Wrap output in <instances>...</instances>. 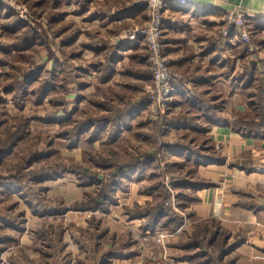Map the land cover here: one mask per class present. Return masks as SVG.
Wrapping results in <instances>:
<instances>
[{"label":"rangeland","instance_id":"obj_1","mask_svg":"<svg viewBox=\"0 0 264 264\" xmlns=\"http://www.w3.org/2000/svg\"><path fill=\"white\" fill-rule=\"evenodd\" d=\"M17 1L28 6L29 24L23 22L26 26L10 31L5 26L7 20L0 17V138L5 136L7 129H15L24 116H28L30 122L26 135L0 160V264H103L107 261L111 264H136L131 262L129 253L143 248L147 249V254L139 264H177L178 258L194 260L199 264L205 259L206 264H226L230 258L226 261L216 258L221 248L226 249L235 242L236 238L228 235H264V178L250 173L255 172L257 163L264 160V156H253L250 150L229 154L225 142L214 141L208 134L211 126L218 122L213 116H218L228 120L226 125H222L241 136L260 137L243 135L232 123L237 118L251 120L259 116L258 110L249 102L257 99L254 94L257 77L252 79L246 67L250 65V68L254 60L264 59L263 20L255 21L254 17L246 21L249 38L245 41L240 38L238 33L241 31L238 29L233 33L235 37L224 34L226 19L223 21L222 13L218 19V42L226 48L225 70L235 69V79L231 83L236 82L235 88L242 93L244 106L242 111L228 113L226 108L223 110V104H227L225 97L206 94L202 86L194 88V81L185 77V70L173 66L164 45L168 64L177 76L172 81L171 98L165 103L157 100L159 89L153 84L146 47L131 52L126 50L119 60L118 56H114L115 64L109 65L112 48L102 45H106V41L110 43L116 36L126 41L124 35L141 22L121 26L117 31L102 30L94 25L82 24L73 16L63 17L65 11L74 13L81 4L88 6V0ZM136 2L140 3V0ZM3 10L18 18L6 8ZM27 27L37 33L29 42V47L20 50L16 46L27 36ZM77 31L83 39L77 44L68 41V37L73 39ZM48 71L50 74L46 75ZM106 75L109 78H105ZM41 79L50 80L51 84L45 98L38 101L31 91L42 85ZM247 81L250 83L246 84ZM18 83H22L25 89L23 96L18 97L23 98L22 104L15 101L18 91L8 90ZM103 103L111 104L117 110L125 105L141 107L127 123L129 127L124 126L115 136L113 130L105 127L99 137L92 140L89 138L92 130H87L81 134V140L72 146L70 137L61 133L68 131L75 119L109 115L111 111ZM179 105L177 110L175 106ZM46 112H57L61 119L46 122L38 118ZM67 113H71L70 116ZM162 115L165 118L179 116L180 120L158 126L157 121ZM183 117L186 119L182 122ZM198 153L215 155L224 160L209 164H226V178L223 176L221 180L230 185L232 193L236 190L237 204L252 206L263 215L257 220L258 224L252 227L243 224L234 231V224L230 223L233 213L226 217L218 214L201 217L196 214L193 206L199 198L196 192L198 185L213 187L223 182L199 173V165L206 163L197 162L201 159ZM147 154H151V160L144 170L124 177L125 186L117 188L114 193L116 201L109 204L107 210L52 211L75 201L67 200L59 191L65 189L64 192L68 193L73 188L76 191L80 188L83 195L76 200H81L86 191L95 189V184H84L85 178L67 169L72 164L92 165L99 177L109 179L110 168L95 167L92 157H112L118 163H126L138 155L144 160ZM20 156L26 159L32 156L31 167L34 170L29 167L30 171H21L24 166H19ZM41 166H46L51 173L62 171V174L55 172L56 176L35 182L32 176L40 175ZM237 169L243 171L241 186L237 182V173L232 172H237ZM162 178L165 185L160 183ZM183 178L193 182L195 187L175 186L173 181ZM167 187L173 208L182 216V222L174 230L164 229L168 227L144 230L142 225L146 220L131 218L128 209L136 202L155 203L164 199ZM32 192L43 197L45 214L33 210L32 206L37 202L31 196ZM83 215L90 216L83 218ZM130 219L139 221L127 224ZM156 232L169 234L164 243L155 241L153 236ZM144 235L148 239H143ZM177 235L178 238H175ZM223 238L224 243L221 244ZM105 239L111 243L103 249ZM192 240L198 242V247L185 246ZM124 249L128 254L123 258L112 260L107 254ZM198 251H204V254L197 256Z\"/></svg>","mask_w":264,"mask_h":264},{"label":"crops","instance_id":"obj_2","mask_svg":"<svg viewBox=\"0 0 264 264\" xmlns=\"http://www.w3.org/2000/svg\"><path fill=\"white\" fill-rule=\"evenodd\" d=\"M88 1V6L81 4V7L76 9L74 13L65 11L63 12V17L73 16L76 21L78 19L82 21V24L94 25L97 28L102 30L106 29L108 31H117L121 26L123 27L134 22L142 23L146 20L145 7L143 4L136 2V0ZM237 9L252 12L255 14V21L263 20L264 22V0H196L194 3L188 5H181L173 0H168L163 24V45L168 56L171 58L173 66H175L176 69L181 70L180 68H182V70H185L184 75L187 79L194 81V88L202 86L206 94L212 93L213 96L218 98L225 97L227 104H223V110L226 108L228 113L236 110L242 111L244 110V106L243 99L241 98L242 93L239 88H235L236 82L233 81L231 83V80L235 79V69L231 71L225 70L226 48L218 42L217 25L221 13L235 11ZM0 17L7 20L5 26L9 28L10 31L18 30L15 25L18 19L4 11L3 8H0ZM233 37H235V35H233ZM82 39V34L77 31L73 39L68 37L67 40L77 44ZM106 42L107 44L102 46L112 48L113 54L111 58L109 57V65L111 64V66L115 64L113 61L114 56H118L119 60L122 58V53L126 52V50L127 52H131L141 47L145 48V45L140 42L123 41L118 36L113 38L110 43L108 41ZM234 68H236V63ZM226 95L228 97H226ZM185 96L186 98L189 97V95ZM193 103L194 101H191L192 105H194ZM175 108L179 110L180 105L175 106ZM208 134H211L214 141L225 142L229 154H240L243 151L250 150L253 156H264V135L245 138L233 132L228 126L219 124V122L211 126V130H209ZM232 147L233 151L231 152ZM263 167L264 160H259L255 172L252 171L250 173L252 175H257V177L262 176L264 178ZM227 170L226 164L208 163L206 165H199L198 167V171L201 175L220 180L223 176L225 177ZM232 172H234L233 174L237 173V182H239V186H241L243 171L237 169V172L235 170ZM224 181L218 186L199 187L196 190L197 196L199 197L193 206L196 214L201 217H207L211 214H218L226 217L231 215L230 213H233L230 223L234 224L232 225L235 227L232 229L234 231H237L239 226L243 224V226L249 224L251 225L250 227L254 224H258L257 220L263 215H260L258 210L251 208L252 206L243 207L237 204L236 200L238 196H236V190L234 191L235 193H232L230 185H227ZM67 186L71 187L72 185ZM78 189L79 191H76V189L73 188L72 192L68 193H65V189H63L59 191V194L69 201L80 199L83 195V190L80 188ZM76 212L85 214L87 211L84 213L83 211ZM87 213L91 214V212ZM85 216L90 215H83V218ZM137 221L139 220L130 219L127 224ZM228 236L234 239L236 238L235 242L238 244L232 249L224 252L219 258L221 261H226L227 258H230L226 264H264V235ZM176 237L178 238V235L175 236V238ZM105 240L106 244L103 249L108 248V246H110L109 243H111L109 239ZM146 250V248H143L137 252H130L131 262L139 264V262L145 258L144 256L147 254ZM126 251L127 249H124L122 252L128 254ZM170 251L174 252L171 249ZM175 251L178 252L177 250ZM176 261L177 264H199L194 260H183L179 258L176 259ZM103 264L111 263L107 261Z\"/></svg>","mask_w":264,"mask_h":264},{"label":"trees","instance_id":"obj_3","mask_svg":"<svg viewBox=\"0 0 264 264\" xmlns=\"http://www.w3.org/2000/svg\"><path fill=\"white\" fill-rule=\"evenodd\" d=\"M0 8H2L0 6ZM18 19V18H17ZM16 27L20 28L22 26H26L23 21L21 20H16L15 22ZM36 30L33 28H26L25 29V34L27 36L24 37V39L17 44L16 48H19L20 50H25L26 48L29 47V42L35 38ZM112 56L110 55V58ZM256 63V66L254 64ZM65 64V63H63ZM251 67L249 68L250 65H247L246 71H248L247 74H250L251 78H256V91H255V97L257 98L256 100L253 99L252 101L250 100V105L253 108H256L258 111L257 113L259 114L258 118L256 119H251V120H246L244 118H237L234 123H232L233 127L238 131L241 132L243 135H248V136H263L264 135V59H259L258 61H252ZM258 67V71H256ZM258 72V73H257ZM50 72L48 71L46 75H49ZM52 75V74H51ZM242 75L245 76L243 73ZM72 76V75H71ZM76 75H73L74 77ZM105 78H109V75H106ZM251 79V80H252ZM42 85L35 87L32 91L31 94H33L36 97V100H42L45 98L46 94L49 92L50 80H45L41 79ZM250 81H247L246 84H249ZM22 83H18L16 85L10 86L8 90H17V94L15 95V101L18 102V104H22L23 98L18 99V97H22L23 93L25 92V89L23 88ZM104 106H107V110H110L111 113L109 115H103L101 117H90L86 116L83 117L82 119H75L73 120L74 122L72 123V126L68 129L66 132H62V135H67L70 137V143H72V146H75L80 140H81V134L87 130H92L90 133V139L95 140L99 137V134L101 131L105 128L108 127L110 130H113V133L115 136L116 132L118 133L121 131V128L124 126H128L127 123L130 122V120L133 118L134 114L136 113V110L141 107V105H136L134 107H131V105H125L122 109H114L115 106H110L111 104L103 103ZM251 107V108H252ZM115 111V112H114ZM114 112V113H113ZM44 115L43 117H38L41 118V120L46 121V122H53L60 120L61 117L57 112L54 113H48ZM71 113H67V115L70 116ZM213 116V114H212ZM178 118L174 117H169L165 118L163 115L161 118L158 119L157 122H159V125L162 124H168V123H175L180 120V117L177 116ZM37 118V117H36ZM215 120L221 124L228 123L225 119L219 118L217 116H213ZM186 118L183 117V120ZM30 122V118L28 116H24L22 118L21 122L17 123L15 125V129H7L5 132V136L3 138H0V160L3 159L13 148L15 145L18 143L19 140L23 138L24 135H26L27 132V124ZM186 122V121H185ZM151 154H147L144 157V160H142V156H136L132 161H128L126 163H118L117 159L115 160L112 157H100V158H95L92 157V161L95 165V167H101L102 169H108L110 168V171L108 172L109 179L107 177H99V174L95 172L93 169L92 165L89 166H83L81 164H72L69 166L67 169L75 172L78 174V176L85 178V183L84 184H95V189L91 191H86L85 192V197L81 200H75L72 202L70 205H66L61 207L60 209H54L52 210L53 212H60L63 213L69 209H78V210H96L102 208L103 210H107L109 204L115 203L116 199L114 197L115 191H117L118 187H123L124 185V177H129L131 174L140 172L144 170L145 165L147 162L151 160L150 157ZM201 157V159H198V163H210V162H218L221 163L224 160L218 156L211 155V154H206V153H198ZM22 157L20 156V167L24 166L21 168V171L27 172V170H31L29 167H31L32 162H33V157ZM35 158V157H34ZM14 166H16L14 164ZM29 168V169H28ZM32 168V167H31ZM32 170H34L32 168ZM57 174H62V171H55ZM55 172H49L48 168L46 166H41L39 170V176H32V180L35 182H39L41 180H45L47 178H50L51 176H56L54 173ZM26 175V173H25ZM175 186L178 185L179 188H188V187H195L193 185L194 183L191 181H188L186 178L180 179V180H174L173 181ZM161 184L165 185L164 178L161 179L160 181ZM199 187H202V185H198ZM168 192V193H167ZM181 194V193H178ZM28 193H26L24 196L26 197ZM31 196H33L34 200H36V204L32 206L33 210L36 212H40L42 214L46 213V207L44 205V199L41 196V194H38L37 192H32ZM171 193L170 190L165 188V198L156 201L155 203L151 202H146L145 204H140L136 202L134 206L128 209L129 215L131 218H143L146 220L144 224L142 225V228L144 230H154L159 227H168L164 229H169V230H174L183 220L182 216H180L175 209L173 208V205L171 203ZM180 204V203H179ZM204 228V227H203ZM196 235H194L195 237ZM223 238L221 240V244L224 243ZM237 242H234L230 246H228L226 249L221 248L220 253L217 255V260L221 257V255L232 249ZM198 242L197 241H189L186 243V247L188 248H196L198 247ZM109 257L111 258H123L125 253L119 252V253H107ZM201 254H204V251H198L197 256H200ZM196 256V255H195ZM188 257L193 258L192 255H188ZM207 260L205 259L202 264H206Z\"/></svg>","mask_w":264,"mask_h":264},{"label":"built area","instance_id":"obj_4","mask_svg":"<svg viewBox=\"0 0 264 264\" xmlns=\"http://www.w3.org/2000/svg\"><path fill=\"white\" fill-rule=\"evenodd\" d=\"M168 0H140L146 11V20L135 24L128 33L124 35L127 42H141L148 51V60L151 64L153 84L159 89L157 100L165 103L171 98L172 81L176 73H173L168 64V57L163 49L162 37L164 32V19ZM181 5L194 3L196 0H173ZM0 6L13 13L18 19L29 24V8L26 4L17 0H0ZM255 14L243 9L226 11L222 13L223 21L226 19L223 33L231 36L240 30V38L248 41L249 34L245 29L248 19L254 18ZM228 35V36H230ZM177 77V76H176ZM156 232L153 236L157 243H164L166 236ZM143 239H148L143 236Z\"/></svg>","mask_w":264,"mask_h":264}]
</instances>
